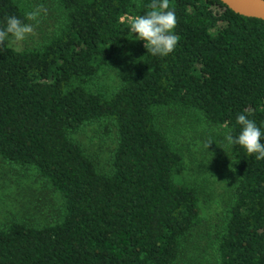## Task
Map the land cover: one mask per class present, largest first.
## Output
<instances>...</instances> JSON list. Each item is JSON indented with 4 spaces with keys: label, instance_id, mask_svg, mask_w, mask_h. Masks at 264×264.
I'll return each instance as SVG.
<instances>
[{
    "label": "trees",
    "instance_id": "obj_1",
    "mask_svg": "<svg viewBox=\"0 0 264 264\" xmlns=\"http://www.w3.org/2000/svg\"><path fill=\"white\" fill-rule=\"evenodd\" d=\"M50 2L49 36L0 47V156L43 176L66 213L0 227V264H176L202 212L196 185L175 180L184 155L166 116L194 115L237 136L245 114L264 132V19L220 0H170L179 41L161 58L128 39L129 18L150 0ZM35 9L36 0H0V28L12 15L29 23ZM115 67L120 84L94 90ZM94 122L116 134L108 171L72 137ZM229 149L219 264H264V160Z\"/></svg>",
    "mask_w": 264,
    "mask_h": 264
},
{
    "label": "rangeland",
    "instance_id": "obj_2",
    "mask_svg": "<svg viewBox=\"0 0 264 264\" xmlns=\"http://www.w3.org/2000/svg\"><path fill=\"white\" fill-rule=\"evenodd\" d=\"M36 5L42 11L38 23L29 22L34 26L33 33L19 44H9L11 47L23 50L37 45L54 29L56 13L50 0H36ZM124 73L121 67H115L92 87L94 90L114 87L120 84ZM164 126L184 155L175 180L196 185L202 212V223L190 236L176 264H219L216 231L232 188L227 176L231 151L223 140L225 130L194 115L177 113L167 114ZM72 137L100 170L111 168L112 152L117 144L115 132L105 136L103 128L94 122ZM209 142L212 143L207 148ZM65 213L61 193L43 176L36 170L16 167L0 156V227L15 220L34 226L54 224L62 220Z\"/></svg>",
    "mask_w": 264,
    "mask_h": 264
},
{
    "label": "clouds",
    "instance_id": "obj_3",
    "mask_svg": "<svg viewBox=\"0 0 264 264\" xmlns=\"http://www.w3.org/2000/svg\"><path fill=\"white\" fill-rule=\"evenodd\" d=\"M148 9L143 15L129 18L128 39L143 40L147 54L167 57L175 50L179 41V36L174 34L177 26L175 11L170 7V0H150ZM41 11L42 8L28 11L25 13V19L38 23ZM33 31V24L23 22L15 15L9 16L6 27L0 28V47L6 44H19ZM236 123L240 126V132L237 136H233L231 131L225 132L223 140L226 146L239 145L248 156L254 155L257 161L264 160V143L261 142L264 132L261 128L245 114H238ZM210 143L212 142L206 145L207 148Z\"/></svg>",
    "mask_w": 264,
    "mask_h": 264
},
{
    "label": "water",
    "instance_id": "obj_4",
    "mask_svg": "<svg viewBox=\"0 0 264 264\" xmlns=\"http://www.w3.org/2000/svg\"><path fill=\"white\" fill-rule=\"evenodd\" d=\"M234 12L264 19V0H220Z\"/></svg>",
    "mask_w": 264,
    "mask_h": 264
}]
</instances>
